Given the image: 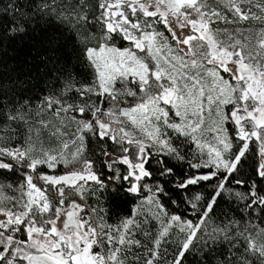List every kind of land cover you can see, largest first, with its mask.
<instances>
[{"label":"snow or ice","instance_id":"6c2138e0","mask_svg":"<svg viewBox=\"0 0 264 264\" xmlns=\"http://www.w3.org/2000/svg\"><path fill=\"white\" fill-rule=\"evenodd\" d=\"M38 20L91 71L0 59V264H264V0H0V50Z\"/></svg>","mask_w":264,"mask_h":264},{"label":"trees","instance_id":"16d2710c","mask_svg":"<svg viewBox=\"0 0 264 264\" xmlns=\"http://www.w3.org/2000/svg\"><path fill=\"white\" fill-rule=\"evenodd\" d=\"M53 35L60 41L63 48L62 59L71 67L79 77H87L90 75V69L81 64L75 54H79L82 45L75 37V33L70 30L66 25H61L58 21H36L29 31L28 35L23 39H17L15 43H5L3 50H0V59L5 60L7 63H15L17 57L24 54H35V45H37L43 37ZM23 50V51H21ZM186 167V165L184 166ZM102 206L108 212V215L113 219L119 215H127L132 207L127 194H115L109 191L106 197H101ZM227 207V205H225ZM112 222V221H110Z\"/></svg>","mask_w":264,"mask_h":264},{"label":"rangeland","instance_id":"374dc122","mask_svg":"<svg viewBox=\"0 0 264 264\" xmlns=\"http://www.w3.org/2000/svg\"><path fill=\"white\" fill-rule=\"evenodd\" d=\"M90 203H94V201L93 200H90Z\"/></svg>","mask_w":264,"mask_h":264}]
</instances>
